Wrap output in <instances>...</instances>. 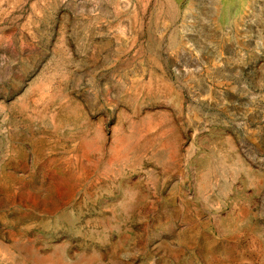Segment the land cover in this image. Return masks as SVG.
I'll return each instance as SVG.
<instances>
[{
    "label": "rangeland",
    "instance_id": "374dc122",
    "mask_svg": "<svg viewBox=\"0 0 264 264\" xmlns=\"http://www.w3.org/2000/svg\"><path fill=\"white\" fill-rule=\"evenodd\" d=\"M0 264H264V0H0Z\"/></svg>",
    "mask_w": 264,
    "mask_h": 264
}]
</instances>
